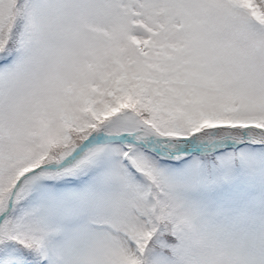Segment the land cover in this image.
<instances>
[{"label": "snow or ice", "instance_id": "6c2138e0", "mask_svg": "<svg viewBox=\"0 0 264 264\" xmlns=\"http://www.w3.org/2000/svg\"><path fill=\"white\" fill-rule=\"evenodd\" d=\"M0 264H264V0H0Z\"/></svg>", "mask_w": 264, "mask_h": 264}]
</instances>
